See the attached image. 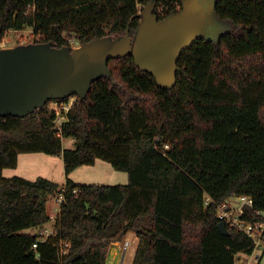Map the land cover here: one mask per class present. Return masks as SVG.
<instances>
[{
	"label": "trees",
	"instance_id": "16d2710c",
	"mask_svg": "<svg viewBox=\"0 0 264 264\" xmlns=\"http://www.w3.org/2000/svg\"><path fill=\"white\" fill-rule=\"evenodd\" d=\"M151 1L0 0V43L26 26L41 36L35 42L60 47L73 48V36L83 43L128 29L134 40ZM183 1L156 0L154 11L163 20ZM215 13L231 29L183 52L171 88L127 55L110 60L111 76L96 80L86 97L75 96L60 127L48 105L25 117L0 116V264H113L123 247L114 242L130 230L139 238L133 264H235L237 253H253L246 234L220 230L217 210L246 194L253 211L245 217L263 218L264 0H217ZM66 138L74 148L64 147ZM26 152L61 155L65 186L5 176ZM97 159L127 171L128 182L69 178ZM61 194L53 233L44 236L49 199Z\"/></svg>",
	"mask_w": 264,
	"mask_h": 264
},
{
	"label": "water",
	"instance_id": "95a60500",
	"mask_svg": "<svg viewBox=\"0 0 264 264\" xmlns=\"http://www.w3.org/2000/svg\"><path fill=\"white\" fill-rule=\"evenodd\" d=\"M217 0H184L182 10L160 20L156 0L145 6L136 38L129 34L84 41L79 47L53 41L0 47V116L25 117L51 100L86 97L92 84L111 76L112 59L132 55L136 65L153 75L161 88L176 83L178 62L200 38L211 34ZM253 211L251 205H246ZM228 233L224 221L219 222ZM126 251L120 264H123Z\"/></svg>",
	"mask_w": 264,
	"mask_h": 264
},
{
	"label": "rangeland",
	"instance_id": "374dc122",
	"mask_svg": "<svg viewBox=\"0 0 264 264\" xmlns=\"http://www.w3.org/2000/svg\"><path fill=\"white\" fill-rule=\"evenodd\" d=\"M231 26V23L227 20H221L214 23L211 28V34L207 38L217 40L223 32L231 29ZM40 38L41 36L36 34L31 26H26L21 30L11 29L6 32L4 40L0 43V47H13L19 44L32 43ZM70 41L73 47H79L82 44L80 39L76 36L71 37ZM69 99L74 101L75 96H72ZM63 145L67 148H74V139H64ZM33 154H37L36 158L27 157V155L32 156ZM12 174L31 178L33 180L34 178H37V176H42L54 180L59 183L60 186H65L67 182V174L63 157L61 155H52L45 152L20 153L18 165L13 168L9 167L6 170L7 177H10ZM69 178L78 184H125L128 182V172L118 170L108 161L99 159L96 165H82L74 169L70 173ZM56 197L57 196H51L48 202V210L52 215L58 214L56 213V210H54L57 204ZM236 200V198L231 199L233 205H237ZM47 227L50 230L52 229L51 226ZM127 240L130 244L127 248L123 264H133L134 256L138 247V238L132 232L128 233V237L122 241V251L119 257L116 258V261H113V264H120L119 259L121 255L123 256V252L125 251L124 245ZM259 254H261L260 258L256 259ZM254 257L255 258L250 262V264H264V240L260 247L256 249Z\"/></svg>",
	"mask_w": 264,
	"mask_h": 264
},
{
	"label": "built area",
	"instance_id": "2783aa9c",
	"mask_svg": "<svg viewBox=\"0 0 264 264\" xmlns=\"http://www.w3.org/2000/svg\"><path fill=\"white\" fill-rule=\"evenodd\" d=\"M160 13L163 12V9L160 7L158 9ZM159 16V15H158ZM72 97V96H71ZM74 101L70 99L68 101H60V100H51L48 102V107L55 111L56 113V124L57 126H61V124L66 120L67 112L70 110ZM77 191V189H75ZM65 195L61 194L56 197V203L58 205V209L60 210V205L64 200ZM232 198H236L237 205H233L231 202ZM213 199L210 196H206L205 203L208 206ZM246 205H251L253 207V198L250 195L242 194L235 195L231 198L225 200L221 205H219L217 210V215L221 221H224L227 227L235 228L244 234H246L249 238L252 239L254 243V251L252 254H247L243 252H239L236 254L235 264H250V262L255 258L254 253L256 249L260 247L264 240V210H258V214L262 215V219L252 221L245 217ZM44 236H48L53 233V229H45L41 231ZM128 243V242H127ZM34 247H37V243L34 244ZM127 252V247L124 249ZM124 251V252H125ZM123 252V253H124ZM259 254L256 259L260 258Z\"/></svg>",
	"mask_w": 264,
	"mask_h": 264
},
{
	"label": "crops",
	"instance_id": "0c3cea01",
	"mask_svg": "<svg viewBox=\"0 0 264 264\" xmlns=\"http://www.w3.org/2000/svg\"><path fill=\"white\" fill-rule=\"evenodd\" d=\"M32 153V152H31ZM36 156H37V154H33L32 156H29V155H27V157L29 158H36ZM19 158H20V154H19V156H18V163H19ZM98 160L99 159H97L96 160V162L94 163V164H92V165H96L97 164V162H98ZM111 168H113V167H111ZM8 168H5L4 170H3V174L6 176V170H7ZM11 176H14L13 174L11 175ZM10 176V177H11ZM19 176V175H18ZM23 177V176H22ZM37 177H39V176H37ZM26 178V177H25ZM27 179H30V180H33V179H31V178H27ZM34 179H36V178H34ZM54 210H56V213H59V209H58V205L56 204V206H55V208H54ZM48 212H49V210H48ZM50 214V216L52 217V222H50L49 224H47V226H53V224H54V221H55V219H56V217H57V215L58 214H51V213H49ZM46 226V229L48 228ZM27 232H37L38 231V229L37 228H30V229H27L26 230ZM134 233L135 235H136V237L138 238V236H137V234L133 231V230H130V231H128V233ZM128 233H127V237H128ZM126 237V238H127ZM114 243H121L122 244V242L121 241H119V242H114ZM114 243H112L111 244V246L114 244ZM137 243H139V238H138V240H137ZM129 244H130V242H128V246H129ZM111 246H110V249H111ZM110 249H109V251H110ZM108 255H109V253H108ZM119 257V255L118 256H116L115 258H114V261H116V258H118ZM122 258H123V256L121 255V257H120V259H119V262L121 263V261H122ZM107 259H108V257H107ZM106 263H107V261H106Z\"/></svg>",
	"mask_w": 264,
	"mask_h": 264
},
{
	"label": "bare ground",
	"instance_id": "6f19581e",
	"mask_svg": "<svg viewBox=\"0 0 264 264\" xmlns=\"http://www.w3.org/2000/svg\"><path fill=\"white\" fill-rule=\"evenodd\" d=\"M129 242L128 240L126 241L125 245H124V249L127 247L128 248V243Z\"/></svg>",
	"mask_w": 264,
	"mask_h": 264
}]
</instances>
